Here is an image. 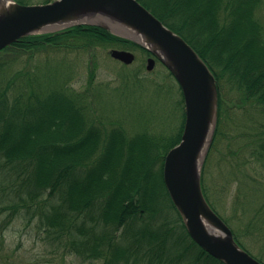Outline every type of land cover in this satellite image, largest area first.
<instances>
[{"label": "trees", "instance_id": "16d2710c", "mask_svg": "<svg viewBox=\"0 0 264 264\" xmlns=\"http://www.w3.org/2000/svg\"><path fill=\"white\" fill-rule=\"evenodd\" d=\"M16 1L30 4L35 0ZM51 1L53 0L40 2ZM140 1L148 5L146 7L156 16L170 14L179 19L180 22H177L176 26L173 25V31L194 35L197 41L194 50L202 59L209 61L211 67L217 65L219 58H225L226 62L219 67L220 72L216 73H221L227 79L229 77L226 84L232 83L231 85L236 87L248 85L249 90H252L250 85L257 84L258 79L255 76L261 74V70L264 71V0H254L251 8H245L243 0ZM207 27H213L214 32L207 35L210 32ZM255 30H258L257 33L250 37L248 33ZM110 35L100 27L77 26L50 39L42 36L21 39L17 46L25 48L23 55L34 51L62 57L57 59L56 67H45L39 75L30 68L24 71L20 65L11 61H26L16 56L18 49L11 52L13 56L3 57L10 53L0 54V104L8 106V109H0V165H11L14 171V176H9L10 181L3 177L1 180L4 185L8 184L21 200L35 201L34 206L49 202L47 198L70 199L61 210L66 214L78 216L80 224H63L57 227L48 220L46 227L55 234L54 240L59 246H66L67 252L76 255L82 262L103 260L104 264H224L207 254L190 238L183 218L165 187L162 171L150 175L155 168H149L151 164L164 163L167 153L180 143L185 112L182 111V121L178 127L169 128V125L164 123L165 120L156 124L155 117L150 113L146 121L143 120L137 126L133 119H141V116L132 118L129 114L123 115L121 111H129L130 103L126 106L117 105V108L115 105L110 111V108L102 106L101 97L97 98L95 94L88 96L91 84L98 90L103 89L98 84L99 74L96 71L99 69V56L102 54L92 50L97 47V43L105 47V40H109L113 45L123 42L122 39ZM229 38H236L239 43L230 42ZM47 40H57L59 44L53 47L51 41ZM241 44L243 47L240 49L234 47ZM136 48L144 50L138 46ZM240 50L246 51L247 57L240 54ZM106 55L109 56L108 53ZM81 59L89 61L85 68L84 63L77 65ZM245 68L247 75L244 73ZM85 69L86 74L82 73ZM235 70L238 71L236 76ZM82 74L87 78L84 90L79 92L73 89V83L82 77ZM134 76L146 80L143 72H135ZM262 85L264 81L260 83V86ZM104 87L113 92H119L121 89ZM156 90L154 88L155 93ZM57 94L59 97H56ZM258 102L261 106L256 110L260 112L264 110V100L258 99ZM181 110L182 108L179 109ZM106 111L114 112L113 116L106 114ZM261 115L264 117V114ZM66 117L72 119L69 125L64 124L61 119ZM231 120V116L218 112L213 145H220V142L227 140L224 148L228 150V147L233 149V144L240 141L236 150L229 151L232 158L245 154L239 167L257 163L264 166V120L254 121L253 125L246 123L244 125L249 126V131L229 137V133L224 132L222 127ZM127 125L139 134L131 135ZM33 129L36 130L35 137L32 138L29 132ZM254 130L256 132H252ZM38 131L45 134L37 135ZM163 141L168 146L161 145ZM160 145L165 146L163 150L159 148ZM76 149L93 155L95 162L90 163L89 159L77 166L72 156ZM125 149L128 152L122 153ZM98 150H103L104 153L95 156ZM223 153L221 158L227 157ZM119 156L118 160L124 159L130 169L125 164L117 163L119 168L112 169L110 175L119 179L124 173L127 178L133 174L132 171L137 172V179L131 182L134 185L126 192H135L138 185L144 187L139 188V193L125 198L129 209L118 213L115 206L109 205L106 211H102L99 209L103 205L102 201L94 199L90 193L91 179L100 175L104 166L111 162L109 159ZM135 162L139 163V171H135V167L132 168ZM208 163L209 159L203 169L202 185L206 199L216 211L210 200L209 184H205ZM142 164L149 165L146 174ZM242 168L234 175V178H238L239 174L240 186L236 211L232 216V219L236 220L233 224L238 227L233 228V233L236 241L249 251L240 235L255 236L257 231L264 230L261 226L264 223L261 215L264 204L258 207L259 211L251 215L240 208L253 203L251 194L257 189L256 185L260 186L261 183L254 186L251 182L255 180ZM261 193H264L263 186ZM8 208L13 211L12 216L19 214L13 205ZM237 210L240 212L238 215ZM35 216L36 214L33 217L36 218ZM164 216L168 221H163ZM222 219L231 226V218ZM67 239H71L72 245H67ZM150 245L155 252H160L161 260L155 259L148 249Z\"/></svg>", "mask_w": 264, "mask_h": 264}, {"label": "bare ground", "instance_id": "6f19581e", "mask_svg": "<svg viewBox=\"0 0 264 264\" xmlns=\"http://www.w3.org/2000/svg\"><path fill=\"white\" fill-rule=\"evenodd\" d=\"M137 4L141 5L150 15H152L154 17V19H152L151 16L147 17V18H140L139 21L140 23H137V25L139 27H146L147 30L149 32H151L152 30H156V32H154L155 34H158L159 36L161 35L160 33H158L157 30L160 31H170L171 35L176 36V38L179 40H177V45L182 47V51H178L180 53H182L184 55V57L187 58V55H191L190 53L193 52L194 53V48L197 45V41L194 37V35H188L187 33H178L177 31H173V25L176 26L177 22H180L179 19H177L175 16L170 15V14H165L160 15V16H156L152 13V11L150 9H148V5H145L144 3H142L140 0H136ZM244 1V7L245 8H251L254 4V0H243ZM50 4L48 3H42V5H47ZM14 5L13 3L9 2V0H0V16H6L8 14V12L10 11V8H12ZM147 6V7H146ZM72 23V21H65V22H61L58 23L56 25H53L51 23L47 24L46 26L42 25V24H37L34 25L33 28L37 29V30H41V32L39 33L38 36H42L45 38H53L58 34H61L65 31H68L70 28L68 27L70 24ZM1 27H3L4 29H8L9 27H6L4 25H2ZM23 25L22 24H16L14 26V30H19L22 29ZM68 27V28H66ZM66 28V29H65ZM106 31H108L111 35V37H117L119 39H122L123 42L113 45L109 42V40H105V47H102L100 45V43L96 44V48L92 51L94 52H99V53H108L109 56L107 57H111L109 59V64L113 63V65L110 67L109 69L112 73L117 74V76L119 79V82H114V86H112V88H118L121 89L119 90V92H113L108 90L106 87H104L103 85H101V87L103 88L102 90H98L96 87H94L93 84H91V88H89V90L91 91L90 93H88V96L91 94H95V96L97 98H103L106 99L110 102H114L115 105H121V106H126L129 104V100L131 96L135 95L136 93L141 92V89L143 87H145L146 85V80H140L138 79L139 76H134L135 72L138 73H142L144 71H147V67L151 65V62L154 63V68H162L165 69L168 72V75L164 76V77H160V81L162 83V85L159 86V88H163V92L160 91L159 93L162 92V94H167V96L169 95V97L171 98V109H173V107H176L177 109H181V111L185 112V117L187 114V107L191 106L193 104L192 99H194L195 101H197L199 99V95L200 94V88H195L193 89L187 96L184 95L185 91H184V87L183 85L179 82L177 76L173 73V71H178L181 68L176 65L175 59L173 58L172 54H170V52L168 51H163V50H158L157 46L152 44L150 41H152L151 39L147 40H143L140 38L139 34H140V30L138 27L136 26H130L126 29L121 30V33L119 35L115 34L112 30L110 29H105L103 27H100ZM32 28L27 29L26 31H30V30H34ZM213 27H207V30H210L209 33H207V35H210L211 33L214 32ZM258 30H255L253 32H249L248 35L254 36L255 33H257ZM147 32V31H146ZM105 38V37H103ZM172 37H169V39H171ZM21 39H19L18 41L15 40L12 37V33L11 32H3L0 33V52L2 53H10V54H6L5 56H13V53L15 49H18L17 51H19V53L16 54V56L20 59H25L26 61L21 62V61H13L11 60L12 58H10V60L15 63L20 65L19 67L26 71L29 68L33 69L38 75L41 73L42 69L45 67H56L57 65V59H61V56L58 55H44V54H40V53H36V52H28L27 55H23V50L25 49L24 47H18L17 45L19 44V41ZM47 41H51L50 43L51 46L55 47L58 46L57 44H59V41L57 40H47ZM176 41V39H175ZM229 41H233L235 43H239V40L236 38H229ZM49 43V44H50ZM23 45V44H21ZM136 46L143 48L144 50H138L136 48ZM235 48L240 49L243 47V45H234ZM31 49V48H29ZM27 49V50H29ZM137 49V50H136ZM189 50V51H188ZM191 51V52H190ZM91 52V51H90ZM136 52L139 54L138 56L136 55ZM114 53H124L125 55H132L133 58L131 60V62H125L122 60H118L116 58L113 57ZM240 54H242L244 57H247V55L245 54L246 51H242L240 50L239 52ZM198 54V53H196ZM202 59V58H201ZM8 61V60H7ZM220 61V62H218ZM115 62V63H114ZM139 62L140 65L137 66L136 68L133 67V65ZM202 62L205 64L206 69L202 70L204 73V78L208 77V74L210 77H212V79L215 81L216 84V90L214 92V94H210L207 97L208 103L212 105V109H216L218 112H222L223 114H227L229 116H236L239 115L240 113L246 112V118H244V121L246 123L249 124H254L255 122H259V120H264V117L261 114H264V110H260V112H258L256 109L260 108V104L258 102V99L264 100V85L260 86V83L262 81H264V71L261 70V74L255 76V78L258 79L257 84H252L250 85L252 87V90L248 89V85H243L241 87H236V86H232V83L226 84L229 82V77L228 79L225 78L221 73L217 75V72H220L219 67L221 65H224V63L226 62L225 58H219L216 62V66L213 68L211 67V65L207 62V60L202 59ZM8 63H10V61H8ZM84 63V68L85 66L89 63V61L86 59L84 61V59H81L80 64L83 65ZM100 63V62H99ZM121 63V65H120ZM247 63V62H246ZM107 63V65H109ZM145 64H146V69H145ZM6 67V66H4ZM184 67H188V66H184ZM49 71V69H47ZM97 73L99 74L100 69L96 70ZM223 71V70H222ZM11 72V71H9ZM170 73V74H169ZM238 73L237 70L234 71V75L236 76ZM244 73L247 75V69H244ZM197 73L192 72V75H195ZM198 75V74H197ZM82 76L85 78H87V76L85 74H82ZM249 76H254L253 74H249ZM245 76L243 75L242 78H244ZM219 81H221L219 83ZM255 81V80H254ZM143 82H144V86H143ZM225 82V83H223ZM155 84L158 83V81H154ZM160 84V83H159ZM192 94H196L194 96H192ZM158 94H155L154 98L157 99ZM56 97H59V95L57 94ZM178 97H180V100H178ZM90 98V97H89ZM95 98V97H94ZM96 98V99H97ZM176 99V100H173ZM6 108L8 109V106L6 104H0V109ZM61 111H63V109L60 108ZM248 111V113H247ZM261 113V114H260ZM187 118V117H186ZM63 123L66 125H69L72 122V119L69 117L66 118H61ZM36 129H33L29 132V134L31 135V137H35V132ZM129 131V130H128ZM180 143L179 145L183 142V139L187 136L186 134V129L185 126L183 127V130L180 131ZM252 132H256L255 130ZM129 133L132 135L136 134V131H129ZM41 134H45V132L42 131H38L37 135H41ZM137 134H139L137 132ZM136 134V135H137ZM214 139L212 140H208L206 137L199 139L198 143H197V147H201L204 148V152L207 156L208 159H211L213 157H215V154H219L222 155V152L225 151L224 146H214ZM197 140V139H196ZM194 140L192 143L195 144ZM161 145H165L168 146L167 143H165L164 141L161 143ZM159 146V148L161 150H163V147L165 146ZM167 149V148H166ZM172 151V150H171ZM171 151H169L167 154H169ZM128 152V150H124L122 153ZM103 150H98L95 153V156H101L103 154ZM74 156V161H76L77 166H79V164H83L85 163L87 160L91 159L90 163H94V156L91 154H87L83 151L80 150H74L73 155ZM168 156V155H167ZM167 156H165V161L164 163H152L151 166L149 168L155 167L154 169H152V171L150 172V175L153 173H157V171H162L163 173V178H164V184L165 187L168 191V187L166 185V180H165V172L166 170H168V165H167ZM119 157H115V159L111 158L109 159L111 162L107 163V165L104 166V168L101 170L100 175L98 177L92 178L91 179V187H90V193L92 194L94 199H99L102 201L103 205L99 208L102 211H106L107 207L109 205H113L116 207L117 212L121 213L122 211L129 209L127 203L125 202V198L135 194V193H139L140 190L139 188H143L144 186H136V191L132 192V193H127L126 190L129 189L131 186H133L134 184L131 183L132 181H134V179H137L136 175L137 172H133V174H130V176H128L126 178L125 173L123 177H120L119 179H114L111 175L110 172L112 169H118L117 168V163L118 164H122V165H126V167H128V169H130L129 164L126 162L124 163V159H119ZM143 169H144V174L147 173L146 168L149 165L146 164H142ZM141 166V167H142ZM135 167V171H139V163L135 162L132 165V168ZM173 168V166H170ZM131 168V169H132ZM203 170V169H202ZM11 171V172H9ZM9 176H14V171L11 165H7V166H1L0 165V188L1 190H3L1 196V199L3 202L7 201H11L12 199H14L11 203L13 205V207H15L16 212L17 213H21V212H25L28 215L31 216V218H33L34 214L37 215V217H40L41 219H43L44 221H50L52 222L53 225L60 227L63 224L65 225H70V226H75V225H79L80 224V218L78 216H73V214H66V212L64 210H61V208H63L66 203H68L70 201L69 198H60L58 199H51V198H47V200L49 202H44V203H40V205L38 206H34L33 203L35 201H30L28 202L27 200H21L19 198V195L16 194V192L9 188V186H7L8 184H3V181L1 180L2 177L6 180V181H10V177ZM99 190V192H96V190ZM47 193V191H46ZM204 193V192H203ZM169 196L171 197L169 191H168ZM48 197V193L46 194ZM252 200H254L255 198L251 197ZM174 204V203H173ZM9 205V206H12ZM52 205H54V208L52 209ZM175 206V205H174ZM176 207V206H175ZM177 209V208H176ZM178 210V209H177ZM65 212V213H64ZM70 211H67V213ZM64 213V214H63ZM180 213V212H179ZM131 218V217H130ZM129 219V218H128ZM163 221H168L167 217L164 216L163 217ZM227 224V223H226ZM228 225V224H227ZM52 235H55L53 232H51ZM190 236V235H189ZM190 238L193 240V238L190 236ZM261 238L260 235L256 236V239ZM193 242L200 247L194 240ZM67 245H72L71 239L69 241V239H67ZM236 244H238V247L240 249H242L243 251H245L247 254H249V256L259 262V263H263L264 260L259 257L256 256L255 254H253L251 251H247L246 249H244V247H242V245L238 242H236ZM186 245H188V243H186ZM67 247L64 246L63 249H66ZM247 248V247H245ZM148 249L150 250V252H152L155 256V259L157 260H161L160 259V252L157 251L155 252L154 248L152 245L148 246ZM248 249V248H247ZM82 252V251H81ZM68 256H71V254L69 252H65ZM74 256V255H72ZM219 262H222L218 259H216ZM224 263V262H222ZM225 264V263H224Z\"/></svg>", "mask_w": 264, "mask_h": 264}, {"label": "water", "instance_id": "95a60500", "mask_svg": "<svg viewBox=\"0 0 264 264\" xmlns=\"http://www.w3.org/2000/svg\"><path fill=\"white\" fill-rule=\"evenodd\" d=\"M9 2L14 6L5 17L0 16V33L9 31L17 41L29 35L39 34L41 30L33 28L38 23L46 26L49 23L56 25L72 21L69 28L94 25L110 29L117 35L123 29L136 26L140 30L141 39H151L150 42L156 45L158 50L172 54L176 65L181 68L173 73L183 85L184 95L187 96L195 88L201 90L199 95L192 94L199 96V99L195 101L191 98L193 104L187 107V136L180 145L172 149L166 159L169 168L165 172V180L171 199L182 215L190 236L209 255L225 264H262L238 247L232 231L211 209L203 194L201 178L206 154L204 148L197 147V143L204 137L208 140L214 137L217 110L211 108L207 97L214 94L216 84L209 74L204 78L202 70L206 67L196 52L190 51L191 55L186 58L178 52L182 51V47L176 44L179 38L171 35L170 31L157 30L161 34L159 36L154 35L156 30L149 32L146 27H139L137 23H140V18L154 17L137 4L136 0H57L47 5L34 6H22L14 0ZM16 24H22V29L14 30ZM2 25L9 27V30L1 27ZM29 28L34 30L26 31ZM113 57L125 62H131L133 58L132 55L124 53H114ZM153 68L154 63L151 62L147 70L152 71ZM192 72L198 75H192ZM194 140L195 144L192 143Z\"/></svg>", "mask_w": 264, "mask_h": 264}, {"label": "rangeland", "instance_id": "374dc122", "mask_svg": "<svg viewBox=\"0 0 264 264\" xmlns=\"http://www.w3.org/2000/svg\"><path fill=\"white\" fill-rule=\"evenodd\" d=\"M40 1L41 0H35L30 4H41L42 2ZM136 55L138 56L139 54L136 52ZM110 58L111 57H107L106 53L99 56L100 71L98 83L112 87L115 85L114 82H119L118 77L120 76L110 71L109 66L111 67L113 65V63L109 64V62H107ZM107 63L109 65H107ZM77 65L81 66L79 61ZM139 65L140 63L136 62L133 67L136 68ZM79 71L80 67L77 68L78 73ZM86 72L85 69L82 73L86 74ZM143 74L146 78L145 87L141 89V92L130 97L129 111L121 110L122 114H129L132 118L141 116V119H133L137 126H139L143 120L146 121L147 115L150 113L152 117H155L154 122L156 124H160L162 120H165L164 123L167 126L169 125V128L178 127L182 121V111H179L176 107L171 109V98L169 95L167 96V94H162L163 89L159 88V86L162 85L160 77L162 78L168 75V72L165 69L156 67L153 72L144 71ZM154 81H158V83L155 84ZM84 83L85 78L83 76L77 78L73 83V89L79 92L83 91ZM154 88L157 89L156 93L154 92ZM108 90L112 91L110 88H108ZM160 91L162 92L159 93ZM155 94H158L157 99L154 98ZM101 99L104 108H110V111L114 109V102L112 103L106 99ZM178 100H180V97H178ZM106 114L112 117L114 112L106 111ZM244 118H246V112L232 116V120L228 121L226 125L222 127V130L229 133V137H233L239 132L249 131V126L244 125L246 124ZM103 121L106 122L104 119ZM127 126L129 131H133L131 126ZM226 141L223 140L220 142L221 144L219 146H224ZM239 144L240 141L235 142L233 144V149L228 147V150L226 149L224 151L223 155L227 157L221 158V155L215 154V157L209 159L207 176L205 178V184L208 182L210 188V200L213 202L218 215L221 218L227 217L232 220L230 226L231 231H233V228L238 227L235 223L233 224L236 220H233L232 216L236 211L240 179L239 174L237 176L238 178H234V175H237V172L241 170L242 167H239V164H241L245 154L241 157L232 158L229 151L236 150ZM246 157H248V155H246ZM222 159H224L223 162H219ZM242 169L249 173L255 180V182H251L254 186L261 182L260 186L264 187V166H262V163L253 164ZM256 186L257 189L251 194V197L255 198L253 203L247 204L244 208L240 206L241 209H245L244 211L250 215L259 211L258 207L264 204V193H261L260 186ZM2 191L3 190L0 188V195L3 193ZM9 205H12V203L10 201L8 202V200L3 202L0 196V264H104L103 260H96L90 263L82 262L76 255L68 256L65 253L67 250L59 246V243L54 240V236L46 227L48 226L46 221L37 217V215L35 216L36 218L33 217L32 219L31 216L25 212L12 216L13 211L8 208ZM238 214H240V212L237 210L236 215ZM261 215L264 218V211ZM261 226L264 228V223ZM257 233L258 234H255V236H240L248 250L264 260V230L260 229ZM257 235H260L261 238L256 239Z\"/></svg>", "mask_w": 264, "mask_h": 264}]
</instances>
